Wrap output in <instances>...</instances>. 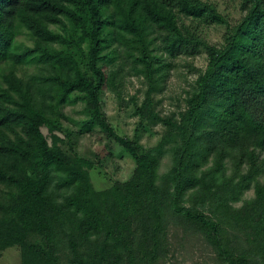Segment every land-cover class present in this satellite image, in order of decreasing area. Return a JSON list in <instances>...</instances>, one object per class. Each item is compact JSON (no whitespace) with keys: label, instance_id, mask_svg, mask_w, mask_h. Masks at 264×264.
Instances as JSON below:
<instances>
[{"label":"trees","instance_id":"1","mask_svg":"<svg viewBox=\"0 0 264 264\" xmlns=\"http://www.w3.org/2000/svg\"><path fill=\"white\" fill-rule=\"evenodd\" d=\"M239 9L229 24L205 0H0V64L34 59L45 72L25 79L9 69L0 85V253L18 246L20 264H155L174 226L201 233L222 264H264V0ZM208 22L225 25L220 42L205 39ZM21 29L32 46L15 51ZM113 44L149 82L138 126L164 127L149 148L116 134L101 112L104 86L116 88L123 72L99 66ZM199 50L206 66L183 108L160 116L149 96L164 59ZM73 92L134 159L127 180L95 190L92 163L61 148L54 132Z\"/></svg>","mask_w":264,"mask_h":264},{"label":"rangeland","instance_id":"2","mask_svg":"<svg viewBox=\"0 0 264 264\" xmlns=\"http://www.w3.org/2000/svg\"><path fill=\"white\" fill-rule=\"evenodd\" d=\"M215 5L218 12L224 16L229 24L235 23L241 16L240 0H205ZM202 33L210 43H218L226 31L224 24L208 22L202 23ZM55 31H62L60 27L51 25ZM65 33V32H63ZM115 41H112V43ZM25 46H32V40L25 29H21L13 42L15 51ZM57 48H64L63 43H55ZM81 47L86 49L85 43ZM116 44L104 49L99 60V66L105 75L113 70H119L117 64L122 65V75L116 81V88L104 86L100 100L101 112L116 134L136 142L143 148L154 146L164 131L161 123H150L148 127L139 128V117L136 114V104L139 105L149 88V82L143 74L136 73L131 66V60L123 57L121 49H115ZM169 61L167 71L161 78L156 77V84H150L151 108L160 116L179 112L184 106L183 97L192 90L199 72L206 66V55L199 50L193 54L180 53ZM10 63V62H8ZM0 64V85L4 86L3 73L13 69L18 76L25 79L44 74L34 59H29L14 66ZM61 125L57 134L63 142L61 148L68 154H76L89 160L92 167L88 170L89 179L95 190H103L116 182L127 180L135 167L134 159L114 140L108 138L101 128L91 119L86 108L83 95L78 92L69 94L60 106ZM41 131L50 143V133L46 127ZM263 171L259 181L264 182V154ZM170 165V155L165 153L161 159L159 173L164 172ZM253 195L251 187L244 193V198ZM240 204V203H238ZM168 252L155 264H222L221 258L214 248L205 240L204 236L192 229L170 226L167 235ZM67 251L66 249H64ZM0 264H20V252L16 245L5 248L0 253Z\"/></svg>","mask_w":264,"mask_h":264}]
</instances>
